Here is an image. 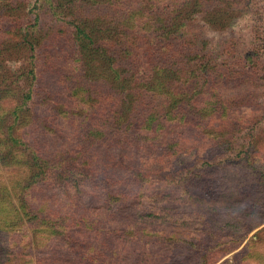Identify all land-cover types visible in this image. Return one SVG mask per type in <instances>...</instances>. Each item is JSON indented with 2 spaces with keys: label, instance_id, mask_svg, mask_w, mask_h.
I'll return each instance as SVG.
<instances>
[{
  "label": "trees",
  "instance_id": "16d2710c",
  "mask_svg": "<svg viewBox=\"0 0 264 264\" xmlns=\"http://www.w3.org/2000/svg\"><path fill=\"white\" fill-rule=\"evenodd\" d=\"M24 1L0 0V264H264V227L225 257L262 221L237 215L264 209V59L232 32L248 2L45 0L23 29ZM17 48L39 69L21 103L6 64ZM217 176L253 189L221 209L199 181ZM179 204L195 208L176 229Z\"/></svg>",
  "mask_w": 264,
  "mask_h": 264
},
{
  "label": "rangeland",
  "instance_id": "374dc122",
  "mask_svg": "<svg viewBox=\"0 0 264 264\" xmlns=\"http://www.w3.org/2000/svg\"><path fill=\"white\" fill-rule=\"evenodd\" d=\"M45 0H25L24 4H21L22 7V14L24 15L23 18V24L22 27L23 29L27 26H30L31 24L28 23L29 19L28 18H33L35 14L40 13V8L41 6L44 4ZM248 2V10L246 12H244L240 18H238L233 26V33L235 35V38L238 42L237 44V48L238 51L242 54H244L243 52L247 51L248 49H250L253 45L258 46V52H256L255 54L257 55L258 58L260 59H264V0H245ZM53 3H56V0H50L48 4L53 6ZM54 18H56L54 16ZM61 19V18H60ZM67 20H61V22H64ZM37 28H34L33 31H35ZM205 30V29H204ZM257 30V33L255 32ZM0 37H6V35H4V33H0ZM217 38L213 39L212 43H216V41L218 40V37H224V34L221 35H217ZM17 48V50L14 51H10V55L9 58L11 59V62H7L6 64L9 66L10 71L12 72V77L11 79H9V84L10 86L8 87L10 90L13 91L14 95V100H16L18 103H21L22 101H24V95L25 93H27L29 88L32 87H38L39 84L37 81V77H39V69L38 67L32 71V68L29 64L30 61V51L27 50L26 48ZM5 64V65H6ZM41 69L43 67H40ZM144 70H146V67H144ZM51 71V70H49ZM42 82L47 86V89L53 93H59V95L62 97V99H66V100H71L73 101V95L71 94V92L67 89V81H64L62 78L60 79L57 78L55 76L54 72H47V74L45 75L44 79L42 80ZM19 92V93H18ZM18 93V94H17ZM26 101V100H25ZM34 101L31 100L30 103ZM262 101V100H261ZM35 103H40L39 100H35ZM262 104L264 105V99L262 101ZM34 108L39 109L40 105H35ZM86 121V117L84 116H79V123L76 122V126H80L82 125V128L84 127L82 122ZM261 125L264 126V117L262 119ZM261 147L264 148V142L261 144ZM149 166H147L144 171L147 172L149 171V168L151 166L154 165L153 161H149ZM185 174V171L180 172L178 175H176L174 178H172V182L170 185L168 186H163L161 189H158V191L164 189V188H169V187H173V189L175 188V185H177L179 183V179L181 176H183ZM202 180H204V183L206 181V188H208V190H206L205 192V196L206 200L213 202V200H221L223 199V202L220 204L221 209H223L225 206L230 207L229 205L232 203V201L234 202V199L237 196V192H236V187H239L241 185V183H245L246 186L243 185L242 188L239 187L240 190L246 191V188L249 189H253L252 185L253 184H249L248 182H246L243 178H233L232 182L229 184L232 187V191L229 192V190H227V186L226 188L220 187L222 185V183L219 180V176H217V180L216 178L210 179V181L206 180V178L200 179L199 181L202 182ZM231 180V179H230ZM211 181L213 183H216L218 181V184L216 185L215 188H211L212 186ZM203 183V184H204ZM240 184V185H239ZM200 185V183H199ZM199 185H196L199 186ZM239 185V186H238ZM214 187V186H213ZM220 187V188H219ZM229 188V189H231ZM227 190V191H226ZM219 191V192H218ZM169 192L173 195H175V191L174 190H169ZM231 195H233V199L231 200ZM173 198H169L165 201H168L169 203L172 202ZM150 204V203H148ZM159 205H163L165 206L164 203H159ZM206 205L203 206L202 208H198L197 211H201L202 210H207ZM163 206H161L163 208ZM214 208H216V205H213ZM132 208L133 205H127V208ZM148 207V206H147ZM195 207H188L186 204H179L178 207L176 208V212L179 213L183 220L182 223L179 224H174L173 226L176 229H180V228H184L187 227L186 223H188V219L184 220V215H187L188 210L190 209V211H193ZM244 210L238 214L237 216H243L244 213H247L249 215H251V218L253 217V221L257 222L259 220H262L259 222V224L257 225V227L254 230L251 231H247V233L245 234L244 238L242 239V241L237 245V247L235 249H233L232 252L228 253L225 257L231 256L233 255L235 252L238 251H244L247 247L249 249L251 244L255 241L256 239V233L259 229L264 227V209L263 210H255V211H251L250 207H245L243 208ZM219 212L222 213V211H220V209L218 210ZM210 212V211H209ZM136 214L139 213V211L135 212ZM145 212H142L141 215H145ZM197 214V213H196ZM218 214L217 212L213 213L212 215H216ZM199 215V214H197ZM196 215V216H197ZM195 217V216H194ZM223 217V216H222ZM192 218V217H190ZM196 219V218H195ZM123 221V220H122ZM187 221V222H185ZM190 221V220H189ZM202 219H199V224L201 223ZM162 221H156V223L159 225V223ZM191 223V222H190ZM194 226L192 228V230H194ZM34 229H28V233H34ZM233 232H237L235 230H233ZM149 247H151L150 244H148ZM169 246L167 245H156L154 248H150V251L154 253H156L157 255H163V253L165 252V250L168 248ZM264 247L262 246V248H260V250H263ZM37 250H43L42 248H38ZM142 250H144V248H142ZM32 251L35 252V255L37 253V251H34V247L32 248ZM138 251H135V255L137 256ZM175 253V251H174ZM44 254L48 255L47 251L44 250ZM224 257V258H225ZM159 260L160 263L164 262V258H158L156 256V260ZM154 263V262H152Z\"/></svg>",
  "mask_w": 264,
  "mask_h": 264
}]
</instances>
